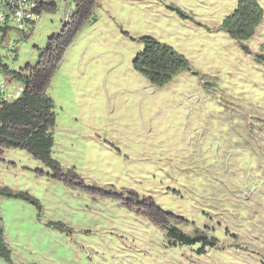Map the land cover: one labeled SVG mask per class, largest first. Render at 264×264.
<instances>
[{
  "label": "rangeland",
  "instance_id": "rangeland-1",
  "mask_svg": "<svg viewBox=\"0 0 264 264\" xmlns=\"http://www.w3.org/2000/svg\"><path fill=\"white\" fill-rule=\"evenodd\" d=\"M42 1L56 10L26 38L9 35L14 71L37 63L74 7ZM236 2L95 0L46 89L61 172L0 146V190L38 201L0 195L11 258L0 264H264V18L245 52L220 29ZM142 36L171 46L190 69L152 86L132 68ZM68 169L77 176L62 180ZM84 186L151 197L186 219L184 233L206 231L217 243L202 254L170 246L163 228Z\"/></svg>",
  "mask_w": 264,
  "mask_h": 264
},
{
  "label": "trees",
  "instance_id": "trees-1",
  "mask_svg": "<svg viewBox=\"0 0 264 264\" xmlns=\"http://www.w3.org/2000/svg\"><path fill=\"white\" fill-rule=\"evenodd\" d=\"M73 2L76 9L71 20L61 25L57 35H51L47 39L45 47L39 51L37 63L33 66L26 65L21 69L26 70L25 73L11 71L13 76L24 84V91L15 101L5 103L0 111V146L27 151L51 170L52 177L61 172V167L52 157L54 144L52 129L56 118L53 101L46 94V89L66 48L82 25L91 18L95 5V0H73ZM53 6L54 4L50 3L48 10L55 11ZM168 8L178 16L187 18V15L177 7L168 6ZM263 18L264 11L257 0H237L233 10L223 18L220 29L239 42L242 50L249 53L244 42L255 35ZM124 34L127 35L125 32ZM137 40L143 45V49L132 60V68L152 86L162 87L180 71L190 69L189 61L171 46L150 36H142ZM193 74L198 75L196 72ZM74 175L76 173L73 169H68L62 180H65L66 176ZM84 187L94 195H90L93 199H109L163 228L167 244L170 246L198 245L197 253L202 254L206 247H214L217 243V239L208 236L206 231L194 230L192 234L184 233L179 227L186 219L162 210L151 197L139 198L138 194L131 190L120 194L112 192L113 195L110 197L107 196L109 194L107 190ZM0 195L38 204L28 192L2 189ZM0 258L5 262L11 261L10 251L3 240L1 216Z\"/></svg>",
  "mask_w": 264,
  "mask_h": 264
},
{
  "label": "built area",
  "instance_id": "built-area-1",
  "mask_svg": "<svg viewBox=\"0 0 264 264\" xmlns=\"http://www.w3.org/2000/svg\"><path fill=\"white\" fill-rule=\"evenodd\" d=\"M40 0H0V45H8L11 32L26 34L39 18ZM23 87L10 86L0 67V110L3 102L18 98Z\"/></svg>",
  "mask_w": 264,
  "mask_h": 264
},
{
  "label": "clouds",
  "instance_id": "clouds-1",
  "mask_svg": "<svg viewBox=\"0 0 264 264\" xmlns=\"http://www.w3.org/2000/svg\"><path fill=\"white\" fill-rule=\"evenodd\" d=\"M40 2L43 4V6H41V8L39 10V18H38V20L33 23L32 27H30L28 33H26V34H18L17 32H15L17 35H19V38H26L28 35H30L32 33L35 25L37 24V22L40 20L41 16L45 12H50V10H48V8H49L50 3H52V2H44L42 0H40ZM54 9H55V6H54ZM75 9H76L75 4H74V7L70 8L67 11L64 9L63 20H67V22H69L71 20V18H72V14L75 11ZM11 33H9V35ZM9 35H8L9 44L8 45H0V67H1V71L3 72L4 76H6L9 79V85L10 86H18V85H20V86L23 87V91H24V84L19 79L15 78L13 76V73L11 71H14V70L10 69L7 66V62L8 61H13L17 57V55L15 53L16 52V48H17V41L11 42V40L9 39ZM15 72L25 73L27 71L26 70L25 71L24 70L22 71L20 69V70L15 71ZM22 92H21V94H22ZM21 94H20V96H21ZM18 98H16V99H18ZM16 99H14L12 101H5V102H3V105L5 103H11V102L15 101ZM3 105H2V107H3Z\"/></svg>",
  "mask_w": 264,
  "mask_h": 264
}]
</instances>
